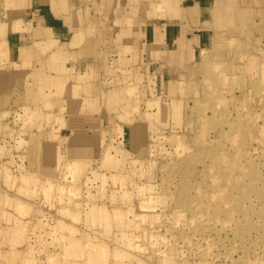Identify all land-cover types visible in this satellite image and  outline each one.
<instances>
[{
	"label": "rangeland",
	"instance_id": "1",
	"mask_svg": "<svg viewBox=\"0 0 264 264\" xmlns=\"http://www.w3.org/2000/svg\"><path fill=\"white\" fill-rule=\"evenodd\" d=\"M231 68H200L184 134L144 162L116 125L74 162L51 115L0 113V264H264V61L250 92ZM48 143L43 172L28 150Z\"/></svg>",
	"mask_w": 264,
	"mask_h": 264
},
{
	"label": "crops",
	"instance_id": "2",
	"mask_svg": "<svg viewBox=\"0 0 264 264\" xmlns=\"http://www.w3.org/2000/svg\"><path fill=\"white\" fill-rule=\"evenodd\" d=\"M263 52L264 0H0V113L51 115L69 159L103 156L116 125L144 162L184 134L201 67L231 60L250 92ZM49 144L35 169L53 171Z\"/></svg>",
	"mask_w": 264,
	"mask_h": 264
},
{
	"label": "bare ground",
	"instance_id": "3",
	"mask_svg": "<svg viewBox=\"0 0 264 264\" xmlns=\"http://www.w3.org/2000/svg\"><path fill=\"white\" fill-rule=\"evenodd\" d=\"M61 118V117H60ZM61 121V120H60ZM63 121V120H62ZM61 121V122H62ZM59 127V126H58ZM36 153V152H35ZM59 153V152H58ZM105 154H107V153H105ZM108 155V154H107ZM106 155V156H107ZM59 157V156H58ZM108 157V158H107ZM106 158H107V163H108V165L110 164L111 166H112V164H114V159L112 158V156H107ZM83 160V159H82ZM73 161L74 162H79L80 160L79 159H73ZM85 161V160H84ZM57 162H59L58 160H57ZM84 163V162H83ZM78 164V163H77ZM116 164V163H115ZM114 164V165H115ZM75 165V164H74ZM79 165V164H78ZM72 167H73V165H71ZM75 167L76 166H74V168L73 169H75ZM69 168V167H68ZM80 168V167H79ZM77 169V168H76ZM80 170H82V169H80ZM70 171H71V169H70ZM73 172V171H72ZM74 172H75V170H74ZM76 173V172H75ZM82 174V173H81ZM79 175V174H78ZM76 177H78V176H76Z\"/></svg>",
	"mask_w": 264,
	"mask_h": 264
}]
</instances>
